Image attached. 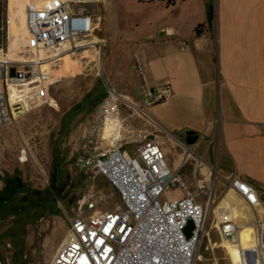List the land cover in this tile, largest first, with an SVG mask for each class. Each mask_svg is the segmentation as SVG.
<instances>
[{
	"label": "rangeland",
	"instance_id": "1",
	"mask_svg": "<svg viewBox=\"0 0 264 264\" xmlns=\"http://www.w3.org/2000/svg\"><path fill=\"white\" fill-rule=\"evenodd\" d=\"M163 1L104 0L95 5L98 15L104 16L106 8L114 14L112 31L106 28L104 19L101 18V29L94 33L99 40L96 43L101 45L93 49L96 51L91 52V57H83L79 49L77 50L79 53L72 55L68 60L55 58L50 64L49 75L45 77L37 79L36 63H15L16 67L24 72L20 82L30 81L20 86L27 108L15 120L0 127V191L6 181H13L19 175L30 190L41 191L42 196L47 195L51 182L50 168L58 151L65 178L70 179L66 188L70 193L68 196H59V199L53 200L51 207L35 199L39 215L27 224L24 242L13 240L11 236L0 235V264H51L54 261L56 249L63 243L70 228L67 215L79 210L87 211L85 198L92 181L81 169L82 160L97 149L106 151L113 146L111 138H106L104 134L105 118L108 115L121 118L123 123L122 137L114 144L124 146L136 144L161 133L159 126L151 117L124 101L131 99L140 103L144 100V95L142 97L119 95L124 100L117 97L120 93L114 89L106 72L112 70L114 66L113 46L119 61L123 58L119 63H123L125 55L122 53L131 50L130 46L134 42L132 38L146 27L155 29L159 25L172 22L181 27L183 36H186L190 32L191 23L206 16L205 0H180L174 7H166ZM212 1L216 8L213 31L217 36L218 3L217 0ZM29 2L32 1L0 0V23L4 21L6 29V45L0 47V60L5 59L7 55H14L15 48H21L19 55L22 56V51L30 49V46L31 52L27 57H22L29 60L36 57L35 43L31 42L24 28L26 9L23 7ZM135 20L139 26L134 24ZM15 35L22 38L21 47H13ZM93 36L84 42L92 40ZM46 51L52 54L55 50ZM93 57L96 58L95 61ZM133 69L132 67L131 70ZM101 74L110 89L104 84ZM134 78L139 79L136 73ZM72 108L73 114H69ZM174 132L176 137L186 142L184 132ZM206 143L210 144L209 141ZM24 150L27 156V160L24 158L25 161L22 160ZM196 151L201 152V148H197ZM168 156L172 159L171 154ZM206 160L215 165L214 151L209 152ZM193 164V160H189L181 172L190 175ZM205 178L207 179L205 184L210 181V186L213 187L214 200L217 203L229 188L216 173H208ZM94 184L104 191L110 189L109 183L101 176L96 178ZM168 194L180 195V191L173 190ZM20 195L17 193V197ZM27 197L28 201L32 198L31 194ZM78 198L84 199L83 203L78 204L76 202ZM216 203L209 209L206 238L202 248L204 258L197 264H240L237 242L233 237H225L223 230L229 229L233 233L244 222L252 219V210L237 197L234 202L237 208H230L223 220L214 210ZM13 205L10 222L6 221L2 226L10 225L13 220L22 216L25 207L22 198L16 199ZM21 225L19 223L16 229L21 228ZM20 242L22 247L16 246L20 245ZM15 246L18 251L14 253Z\"/></svg>",
	"mask_w": 264,
	"mask_h": 264
},
{
	"label": "built area",
	"instance_id": "2",
	"mask_svg": "<svg viewBox=\"0 0 264 264\" xmlns=\"http://www.w3.org/2000/svg\"><path fill=\"white\" fill-rule=\"evenodd\" d=\"M103 1L29 2L26 23L37 47L79 50L76 46L92 37L99 26L101 17L94 6ZM23 73L14 62L0 60V127L20 115L9 84L19 82ZM101 78L110 89L103 74ZM173 94L171 85L163 84L146 87L140 103L126 101L119 97L122 94L117 97L153 119L149 107ZM186 149L177 169L169 164L158 135L139 142L135 153L113 144L83 159L81 169L92 181L85 198L87 211L67 215L70 228L51 264H197L203 260L209 209L216 202L210 181L205 184L197 173L191 179L180 171L192 151L187 145ZM23 153L26 155L25 150ZM200 161H204L203 156ZM207 165L209 172L222 177L224 185L249 209L262 204L257 187L250 181L236 173L222 175L216 165ZM98 176L109 183L108 191L95 186ZM173 190L181 195H167ZM83 201L78 198L76 202ZM252 222L259 233L256 242L243 250V264H264V232L259 230L262 221L254 217Z\"/></svg>",
	"mask_w": 264,
	"mask_h": 264
},
{
	"label": "crops",
	"instance_id": "3",
	"mask_svg": "<svg viewBox=\"0 0 264 264\" xmlns=\"http://www.w3.org/2000/svg\"><path fill=\"white\" fill-rule=\"evenodd\" d=\"M163 2L166 7L178 3ZM217 3V36L215 24L208 23L201 34L195 33L196 26L206 22L207 10L206 16L191 23L186 36L172 22L146 27L132 38L131 50L122 53L123 63L113 46L114 66L106 73L114 89L126 96L142 97L146 87L170 84L174 94L152 105L150 112L171 167H179L186 145L190 146L186 165L189 160L194 164L191 174H184L194 179L197 173L199 180L206 181L211 164L206 157L214 151L218 171L225 176L236 173L254 184L264 206V0ZM99 16L111 32L114 14L106 8ZM101 18L96 31L101 29ZM134 24L140 25L136 20ZM189 130L199 135L193 144L175 136L174 131H180L187 137ZM138 143L125 146L135 153Z\"/></svg>",
	"mask_w": 264,
	"mask_h": 264
},
{
	"label": "bare ground",
	"instance_id": "4",
	"mask_svg": "<svg viewBox=\"0 0 264 264\" xmlns=\"http://www.w3.org/2000/svg\"><path fill=\"white\" fill-rule=\"evenodd\" d=\"M28 5V4H27ZM27 5H24V9H26ZM24 28L28 32V36L31 39L32 43H35L31 33L28 30L27 23H26V13L24 11ZM98 38L94 35L92 40L88 42H81L76 47L80 49V53H82L83 57H91V52H95L96 50H93L97 47V45H101V43L98 42ZM101 42V41H100ZM47 49H53L54 52L48 53ZM34 50L36 57L33 60H29L26 58H23L19 55V52L21 51V48H15L14 55H7L5 59L14 62V63H24V62H32L36 63L37 69L36 72L38 73L37 79L41 77H45L46 75H49L50 73V64L53 62V59H63L68 60L72 55L79 53L77 50H75V47L73 49H70L68 47L66 48H39L37 47L36 43L34 44ZM92 50V51H91ZM96 58L93 57V60L95 61ZM60 61V60H59ZM36 78V77H35ZM34 81V80H33ZM30 82V81H29ZM26 83L19 82H11L9 84V90H10V96L14 101H16L17 104V111L21 115L25 111L26 104L24 102V94L20 88V86L25 85ZM152 119V118H151ZM122 120L119 117H112L107 116L105 118L104 123V134L106 138H111V142L114 144L118 138L122 137ZM27 160V156L24 155L22 158L23 161ZM239 197L232 189H228L224 195L219 198L218 202L215 205V212L219 214V216L224 220L227 217V213L230 210V208L236 209L237 204H235L236 198ZM252 219L244 222L238 229H235L232 233L229 229L223 230L225 237H233L238 246L239 250V262L240 264H243V257L242 252L245 248L251 247L254 242H256L258 230L255 226V224L252 222L254 217H258L261 219L262 223L259 227V230H262L264 232V206L261 204L257 206L256 208L252 207Z\"/></svg>",
	"mask_w": 264,
	"mask_h": 264
},
{
	"label": "flooded vegetation",
	"instance_id": "5",
	"mask_svg": "<svg viewBox=\"0 0 264 264\" xmlns=\"http://www.w3.org/2000/svg\"><path fill=\"white\" fill-rule=\"evenodd\" d=\"M62 165V164H61ZM58 165V166H54L53 164L51 165L50 168V174H53L54 176H52V185L54 186V188L56 190H58V196H68L69 195V191H66L67 186H69L70 183V179L65 178V174H64V168L63 165ZM30 189L25 185V183L23 182L22 178L17 175L15 177V179L13 181H6L4 187L2 188V190L0 191V235L3 237L5 236H11L13 238V240L18 239L19 241L22 240V242H24L25 239V235H26V226L28 223H31L32 221H28L24 224L21 225L22 228V233H20L21 238H18V234L15 233L16 232V227L19 223H23L21 222V220H25V218H23L22 216H20L19 219L17 220H13L11 222L10 225H6V226H2L3 224H5L6 221L11 220L12 216H11V211L14 207L13 203L16 199H21L22 198V202L25 206H27V204L29 205L30 201L27 200V196L29 193ZM27 192V193H26ZM17 193L21 194L19 197H17ZM32 197V196H31ZM32 199V198H30ZM25 208V207H24ZM23 208V210H24ZM34 221V220H33ZM15 230V232H14ZM19 244V242H18ZM18 244H16V246H19ZM21 244V242H20ZM10 245V244H9ZM15 246V251H18V249Z\"/></svg>",
	"mask_w": 264,
	"mask_h": 264
},
{
	"label": "trees",
	"instance_id": "6",
	"mask_svg": "<svg viewBox=\"0 0 264 264\" xmlns=\"http://www.w3.org/2000/svg\"><path fill=\"white\" fill-rule=\"evenodd\" d=\"M32 2H40L42 0H31ZM166 1L167 5H174L176 4L179 0H164ZM206 10H207V19L205 23H200L196 26L195 28V33L197 35L201 34L203 28L206 26V23H208L209 26H212L213 24H215L216 21V8H215V4L212 0H207L206 3ZM22 18H23V14H22ZM13 42L12 45L13 47L16 46H20V39L22 38H18L16 35L15 37H13ZM27 39V37H26ZM6 45V29H5V23L4 21L2 23H0V47H4ZM21 47V46H20ZM31 52V46L30 49L28 50H24L22 51L21 55L23 57H27V54ZM102 95V94H101ZM102 96H100L101 98ZM101 100V99H99ZM73 108L69 111V114H73ZM52 164L54 166H58L62 164V159L60 157V152L57 151L56 155H54L53 160H52ZM62 166V165H61ZM52 176H54L53 174L50 175V179H52ZM52 181V180H51ZM41 191L38 190H30V194L32 196L31 201L29 202L30 204L25 206L23 212H22V217L25 218V220H21V224H24L28 221H33L38 217V204L35 201V199L39 200V203L41 204H48V207H51L53 204L51 202H53V200L59 199L58 196V190H56L54 188V186L52 185V183L50 182L49 188H48V194L45 196L40 195ZM38 194V195H37ZM35 208V209H34ZM22 231V228H19L18 230H14L15 233H17L18 238H21L20 233ZM22 242V240H21ZM21 245V244H20ZM19 247H22V245Z\"/></svg>",
	"mask_w": 264,
	"mask_h": 264
},
{
	"label": "water",
	"instance_id": "7",
	"mask_svg": "<svg viewBox=\"0 0 264 264\" xmlns=\"http://www.w3.org/2000/svg\"><path fill=\"white\" fill-rule=\"evenodd\" d=\"M197 138H198V135L194 131L189 130L187 132V137H186L187 143L193 144L197 140ZM189 231H190V225H189V227L187 229L188 233H189Z\"/></svg>",
	"mask_w": 264,
	"mask_h": 264
}]
</instances>
